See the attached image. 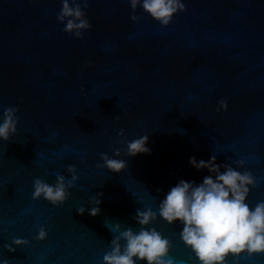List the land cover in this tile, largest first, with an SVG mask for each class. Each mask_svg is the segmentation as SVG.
Listing matches in <instances>:
<instances>
[{
  "label": "water",
  "instance_id": "water-1",
  "mask_svg": "<svg viewBox=\"0 0 264 264\" xmlns=\"http://www.w3.org/2000/svg\"><path fill=\"white\" fill-rule=\"evenodd\" d=\"M184 3L162 26L142 8L132 21L129 0H88L92 27L77 38L57 20L61 0H0V118L9 106L19 117L17 132L0 139V259L104 264L114 223L138 231V208H157L180 179L209 174L189 164L193 155L245 158L259 182L248 202L264 200V0ZM223 98L228 108L216 111ZM143 134L150 152L122 151L119 172L97 167L101 153L126 147L119 140ZM68 164L79 179L62 205L32 198L34 178L70 177ZM41 224L45 240L35 239ZM152 226L187 260L179 224L158 217ZM13 237L30 243L9 251ZM239 264H264V254Z\"/></svg>",
  "mask_w": 264,
  "mask_h": 264
},
{
  "label": "clouds",
  "instance_id": "clouds-1",
  "mask_svg": "<svg viewBox=\"0 0 264 264\" xmlns=\"http://www.w3.org/2000/svg\"><path fill=\"white\" fill-rule=\"evenodd\" d=\"M61 4L57 20L64 23V31L82 38L84 30L92 27L86 14L88 0H61ZM129 4L133 10L132 21L140 20L136 10L142 8L162 26L169 25L178 12L186 10L184 0H129ZM227 108V98L220 99L216 111ZM17 111L16 106L5 108L0 118V139L7 141L17 132ZM119 135L124 136V129H120ZM148 139V135L143 134L131 140H119L126 147L113 149L114 156L101 153L103 163L97 167L121 171L127 166V160L120 158L121 152L124 156L150 152ZM216 161V155H211L208 160L197 159L194 155L189 157L190 165L197 170L207 169L209 174L200 183L180 179L164 194L157 208H138L134 216L140 225L138 231L118 222L111 228L107 225L113 238L109 242V250L103 255L104 264H189V261L193 264H239L241 255L253 257L264 254V200L254 205L248 202L251 190L259 183L256 175L245 167V158L234 159L231 164ZM67 172L70 177L57 173L54 183L41 177L34 178L32 198L62 205L79 179L74 164L67 165ZM100 202L98 196L90 197L89 203L96 206L87 211L97 215ZM77 211L83 214L86 208L81 205ZM158 217L170 225L181 226L179 238L190 250L187 260H178L172 255L173 241L152 226ZM47 237L48 229L41 224L35 239L45 240ZM29 243L24 237H13L12 242L5 243L4 247L15 251L13 245ZM0 264L12 262L5 258L0 259Z\"/></svg>",
  "mask_w": 264,
  "mask_h": 264
}]
</instances>
